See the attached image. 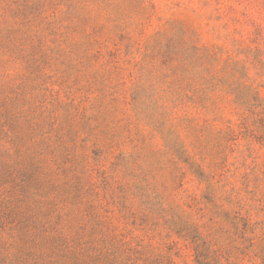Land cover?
I'll return each mask as SVG.
<instances>
[{
  "label": "rangeland",
  "instance_id": "rangeland-1",
  "mask_svg": "<svg viewBox=\"0 0 264 264\" xmlns=\"http://www.w3.org/2000/svg\"><path fill=\"white\" fill-rule=\"evenodd\" d=\"M44 224L264 264V0H0V264Z\"/></svg>",
  "mask_w": 264,
  "mask_h": 264
},
{
  "label": "trees",
  "instance_id": "trees-1",
  "mask_svg": "<svg viewBox=\"0 0 264 264\" xmlns=\"http://www.w3.org/2000/svg\"><path fill=\"white\" fill-rule=\"evenodd\" d=\"M28 178H32V175ZM29 181V180H28ZM26 181L27 186L29 183ZM42 185L48 189H61L69 186L78 188V185H70L67 182L59 184L50 179L45 180ZM56 224H44L40 228L33 227L31 230L37 232L36 235L29 237V242L25 245V249L11 259V262L3 264H110L107 258L101 254L95 247L91 245L92 242L81 241L68 243L57 235ZM66 261V263H65ZM68 262V263H67Z\"/></svg>",
  "mask_w": 264,
  "mask_h": 264
}]
</instances>
